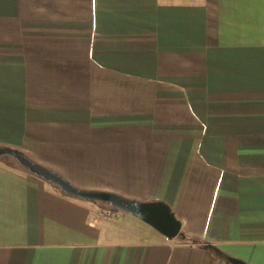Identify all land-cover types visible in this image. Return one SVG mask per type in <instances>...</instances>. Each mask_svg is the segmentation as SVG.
I'll use <instances>...</instances> for the list:
<instances>
[{"label":"crops","instance_id":"crops-1","mask_svg":"<svg viewBox=\"0 0 264 264\" xmlns=\"http://www.w3.org/2000/svg\"><path fill=\"white\" fill-rule=\"evenodd\" d=\"M0 147L264 264V0H0ZM2 162L0 264H230Z\"/></svg>","mask_w":264,"mask_h":264},{"label":"water","instance_id":"water-1","mask_svg":"<svg viewBox=\"0 0 264 264\" xmlns=\"http://www.w3.org/2000/svg\"><path fill=\"white\" fill-rule=\"evenodd\" d=\"M2 156L12 157L21 167L26 169L28 173L57 187L67 197L85 202L108 204L111 208L119 212L139 217L144 223L170 240L182 237V223L177 219L171 208L164 202H140L112 193L82 190L72 185L60 174L32 161L20 151L0 147V157ZM203 249L212 251L230 264H247L239 259L224 254L213 245H204Z\"/></svg>","mask_w":264,"mask_h":264},{"label":"trees","instance_id":"trees-1","mask_svg":"<svg viewBox=\"0 0 264 264\" xmlns=\"http://www.w3.org/2000/svg\"><path fill=\"white\" fill-rule=\"evenodd\" d=\"M0 160H3V159H1V157H0ZM3 161H4V160H3ZM2 164H3L5 167L10 168V169H12V170H17V171L23 170V171L28 172L26 169H24L23 167H21V166L17 163V161H16L15 164H17V165L20 167V169L14 167V165L11 163V161H7V160H5L4 162H2ZM50 185H51V184H50ZM52 186H53V185H52ZM53 187H55V186H53ZM55 188H56V189H57L62 195H65V194H63V193H62L57 187H55ZM65 196H66V195H65ZM101 204L105 207L104 210L112 209L113 211H115V212H117V213L125 214V213H123V212H119V211H117V210L111 208L108 204H103V203H101ZM181 233H182V237H178V238H180V239H182L183 241H185L186 244H188V245H191V246H197V247L203 248L204 245H208V244H209V243H206V242H203V241H200V240H197V239H194V238L188 237L183 231H182Z\"/></svg>","mask_w":264,"mask_h":264},{"label":"built area","instance_id":"built-area-1","mask_svg":"<svg viewBox=\"0 0 264 264\" xmlns=\"http://www.w3.org/2000/svg\"><path fill=\"white\" fill-rule=\"evenodd\" d=\"M122 215V213H117L113 211L112 209L103 210L100 213L101 218H119Z\"/></svg>","mask_w":264,"mask_h":264},{"label":"rangeland","instance_id":"rangeland-1","mask_svg":"<svg viewBox=\"0 0 264 264\" xmlns=\"http://www.w3.org/2000/svg\"><path fill=\"white\" fill-rule=\"evenodd\" d=\"M1 159H3L4 161H5V160H7V161H11V163L14 165V167L20 169V167H19L17 164H15V163H16V160H14L12 157H10V156H2ZM20 171H22V172H26V171H23V170H20ZM94 203H95V202H94ZM100 205H102V204H100Z\"/></svg>","mask_w":264,"mask_h":264}]
</instances>
